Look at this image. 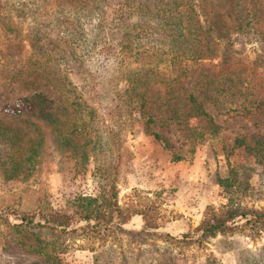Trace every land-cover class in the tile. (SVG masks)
<instances>
[{
    "label": "rangeland",
    "instance_id": "1",
    "mask_svg": "<svg viewBox=\"0 0 264 264\" xmlns=\"http://www.w3.org/2000/svg\"><path fill=\"white\" fill-rule=\"evenodd\" d=\"M173 1L138 0L118 37L108 36L112 49L99 51L101 45L96 43L106 39L97 30L101 0L73 3L66 9L58 0H0V210L10 209L9 223L0 219V264H46L33 249L38 237L50 240L52 235L60 237V264H244L252 255H259L264 264V231L254 238L246 229L229 231L201 244L166 236L197 239L208 207L239 210L236 225H243L253 211L264 210V104L258 107L264 100V0L249 23L246 2L234 13L236 22L221 21L226 25L222 32L228 34L224 39L231 45H217L213 53L217 55L203 60L206 67L184 83L195 93L205 92L209 100L200 99L220 125L216 134L196 145L191 133L206 122L188 118L187 113L174 118L159 101L150 110L156 124L149 126L146 115L131 110L124 93L130 70L154 65L157 72L165 70L166 64L158 61L168 50L165 42L172 32L163 22V9L176 6ZM176 1L193 2L201 15L196 1ZM135 34L144 40L138 58L129 50L121 51L118 39ZM24 65L42 73L27 78L21 72ZM71 88L74 92L68 93ZM35 93L44 95L67 122L73 116L66 98L76 95L79 102L82 98L89 108L78 123H90L93 130L75 139L70 136L62 146L58 134L38 121L44 127L38 143L31 125L37 121V110L17 106ZM174 109L178 116L183 112L179 103ZM12 127H17L11 138L14 144L3 134ZM154 132L168 138L172 149ZM257 140L258 149L249 150ZM23 147L28 157L14 150ZM172 151L184 159L174 161ZM112 180L119 205L149 210L158 228L146 227L138 214L123 226L126 232L105 241L84 233L80 227L85 222L61 236L34 224L21 234L16 230L19 217L31 216L33 208L43 204V195L50 208L65 211L76 197L96 196ZM21 236L25 246L18 243Z\"/></svg>",
    "mask_w": 264,
    "mask_h": 264
},
{
    "label": "trees",
    "instance_id": "2",
    "mask_svg": "<svg viewBox=\"0 0 264 264\" xmlns=\"http://www.w3.org/2000/svg\"><path fill=\"white\" fill-rule=\"evenodd\" d=\"M58 1L59 7H64L65 9L70 8L69 5L73 3L74 5H82L85 2V0ZM193 1L199 3L201 15L193 2L184 3L174 0L173 3L176 6L173 8L169 6V8L163 9V22L170 27L172 32L169 34L171 40L168 43L165 42V44H168V50L161 52V58L158 61V63H165L166 68L163 72H157L156 65L143 69L137 68L130 70V84L124 90V93L128 96V100L131 101V110H137L143 117L146 115V124L149 126L156 124L150 110L159 101L165 107L164 110L173 114L174 118L182 119L184 114L187 113L188 118L206 122V125H202L199 130H193L194 132L192 131L191 133L196 145L198 142L206 140L205 137L208 135L216 134L220 129V125L214 122L213 117L205 108L204 101L200 99V97H203L209 100L208 96H205V92L199 91L195 93L194 88L189 86L185 87L184 83L196 70L206 67V65L202 64L203 60H212L217 55V53L213 55L217 45H231L230 39H224L228 34L227 32H222V28L226 25L224 24L222 26L221 21H226L227 19L230 22H236L238 14L236 13V17L234 13L240 8L241 4L248 3L245 9L249 15V23L255 19V7L260 5L261 0ZM101 2L102 7L99 6L96 9L99 15L97 30L98 36L106 39L97 42L96 45H101L98 47L99 51H108L112 49L108 36L118 37V33L120 34L122 32L121 28L123 25L125 26L127 24L125 22V19L128 18L126 15L135 13L138 0H101ZM240 11L241 8L238 12ZM202 16H205L204 20L201 19ZM118 39H120L119 44L122 45L121 51L129 50L131 56L135 55L136 58L140 56V49L144 48V40L140 34L129 35L128 38L119 36ZM115 53L117 54V49ZM121 62H123V59ZM22 70L25 71L24 75L27 78L42 73L38 68L27 65L22 66L21 72ZM175 86H177L176 90H174ZM181 86L185 90H182ZM66 91L68 93L74 92L72 88ZM174 94L178 96H174ZM75 97L76 95L66 98L67 105L71 108L73 116L69 122H67L63 114H57L55 113L56 109H51V102H48L46 97L41 93L33 94L30 99L23 98L18 101L17 106H28L29 108L31 107L37 110V121L32 122L31 125L34 132L38 135V143L42 141L44 127H48L54 134H58L56 137L62 146L67 145L71 138L75 139L81 133H87L89 129L93 130L90 123L81 122V125H79L78 121L83 116V111H87L89 106L84 104L82 98H80L81 100L79 102ZM244 101L252 104V101L248 100L247 97L244 98ZM255 101H258V99ZM175 103H179L183 108V112L179 116L177 115V109H174ZM263 104L264 100L259 102L258 107ZM83 106H86L87 109H81ZM242 106L244 104L240 107ZM91 114L92 110H90L88 115ZM164 121L167 120L165 119ZM13 129H17V127L3 130V134H6L5 136L9 140L12 137L14 139L16 136ZM153 135L158 141H161L165 146L172 149V144H169L168 138L156 132ZM70 136L71 138H69ZM12 139L10 142L13 141ZM259 143L260 141L257 140V143L252 147L249 146L248 149L252 151L257 150ZM13 144L10 145L13 146ZM240 144H243V142L240 141ZM14 150H18V155L22 158L30 155L27 154V147L14 148ZM171 153L174 161L184 159V156H181L178 152L172 151ZM254 153L259 157L257 152ZM45 200V196L43 195L41 202L44 206L40 203L38 207L33 208L35 212L31 216L30 214H24L19 217L20 222L15 224L19 234H21L25 227L34 224L32 226L44 229L48 234L61 236L68 229H73L75 225L85 222V226L80 227V229L87 235H90V238L96 237L104 241L108 237L117 239L118 235L120 236V232H126L123 226L128 224L132 217L138 214L143 216L146 227H159V225L155 224L156 220L150 216L149 210L139 209L133 205H126L125 207L119 205L118 192L116 191V185L113 180L110 181L108 189L103 190V192H100L96 196L80 195L76 197L69 203L65 211H55L53 208H50V203L48 201L45 202ZM7 209L10 210L9 208ZM7 209L4 211L0 210V219L9 223L10 214ZM238 213L239 210L236 209L215 211L211 207H208L204 220L197 229L200 232L197 239H193L191 235H184L182 239L175 238L170 234L166 236L171 240L185 244L193 242L201 244L203 241L215 238L219 234L227 235L229 231L233 233L234 231L246 229L248 231L247 235L252 238L257 237L264 231V210L253 211L250 217L246 218V222L243 225L235 224V217ZM245 216L243 215L242 217L245 218ZM35 218H39L40 221L34 222ZM59 238L55 239L52 235L50 240H44L39 237L36 239L37 242L33 250L42 257L46 264H60L57 256V253L61 251L58 243ZM18 243L23 246L26 245L23 236L19 238ZM258 256L252 255L248 257L244 264H263Z\"/></svg>",
    "mask_w": 264,
    "mask_h": 264
}]
</instances>
